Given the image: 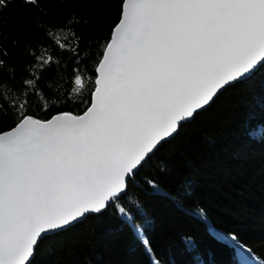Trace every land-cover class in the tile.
<instances>
[{"label":"snow or ice","instance_id":"1","mask_svg":"<svg viewBox=\"0 0 264 264\" xmlns=\"http://www.w3.org/2000/svg\"><path fill=\"white\" fill-rule=\"evenodd\" d=\"M15 2L0 0V13ZM45 2L19 0L39 13L42 39L5 45L0 24V264H31L41 243L110 208L142 235L121 204L136 178L186 122L264 67V0H118L107 36L87 39L83 17L47 23ZM61 95L79 97V111H53ZM245 132L264 143V123ZM144 184L180 194L155 177ZM210 232L242 264L257 259L234 234Z\"/></svg>","mask_w":264,"mask_h":264},{"label":"trees","instance_id":"2","mask_svg":"<svg viewBox=\"0 0 264 264\" xmlns=\"http://www.w3.org/2000/svg\"><path fill=\"white\" fill-rule=\"evenodd\" d=\"M117 5L118 0H46L41 8L55 17L46 20L49 24L72 15L85 18L87 24L77 31L87 39L107 36L117 20ZM33 15H39L37 10L19 0L0 13L5 45L43 38L33 27ZM60 100L53 111H79V97L61 95ZM40 118L47 117L40 113ZM249 120L264 123V67L225 89L184 124L136 178L138 188L121 204L140 217L136 224L142 235L110 208L41 243L31 264H242L240 249L218 242L210 229L234 234L257 257L252 264H264V143L246 135ZM145 175L159 180L163 192L180 194L175 200L148 195ZM185 238L194 242L193 249L186 248Z\"/></svg>","mask_w":264,"mask_h":264},{"label":"water","instance_id":"3","mask_svg":"<svg viewBox=\"0 0 264 264\" xmlns=\"http://www.w3.org/2000/svg\"><path fill=\"white\" fill-rule=\"evenodd\" d=\"M258 69H259V68H258ZM226 89H227V88H226ZM223 91H224V90H223ZM223 91H222V92H223ZM222 92H221V93H222ZM221 93H220V94H221ZM220 94H219V95H220ZM219 95H218V96H219ZM218 96H217V97H218ZM217 97H216V98H217ZM216 98H215V100H216ZM215 100H214V101H215ZM214 101H213V102H214ZM213 102H212V103H213ZM212 103H211L207 108H205L204 110H207V109L212 105ZM204 110H202V111H204ZM202 111H200L199 113H201ZM193 120H194V119H192L191 121H193ZM191 121H188V122H186V123H189V122H191ZM186 123H185V124H186ZM175 136H176V135H175ZM175 136H174V137H175ZM174 137H173V138H174ZM173 138H172V139H173ZM172 139H170L169 141H171ZM169 141H167V142H169ZM167 142H165V143H167ZM86 219H87V218H86ZM84 220H85V219H84ZM84 220H83V221H84ZM83 221H81V222H83ZM81 222H80V223H81ZM33 259H34V257L32 258V260H33ZM32 260H31V262H32Z\"/></svg>","mask_w":264,"mask_h":264},{"label":"rangeland","instance_id":"4","mask_svg":"<svg viewBox=\"0 0 264 264\" xmlns=\"http://www.w3.org/2000/svg\"><path fill=\"white\" fill-rule=\"evenodd\" d=\"M241 262H242V259L240 258Z\"/></svg>","mask_w":264,"mask_h":264},{"label":"bare ground","instance_id":"5","mask_svg":"<svg viewBox=\"0 0 264 264\" xmlns=\"http://www.w3.org/2000/svg\"><path fill=\"white\" fill-rule=\"evenodd\" d=\"M79 224V223H78ZM35 256V255H34Z\"/></svg>","mask_w":264,"mask_h":264}]
</instances>
